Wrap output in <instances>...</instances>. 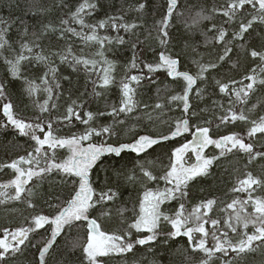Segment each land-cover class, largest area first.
I'll return each instance as SVG.
<instances>
[{"label": "snow or ice", "instance_id": "6c2138e0", "mask_svg": "<svg viewBox=\"0 0 264 264\" xmlns=\"http://www.w3.org/2000/svg\"><path fill=\"white\" fill-rule=\"evenodd\" d=\"M166 3L165 13L155 23L157 33L155 39L162 49L158 54V61L156 63L143 61L136 53L138 44L133 42L131 45L134 50L133 56L118 82L114 75L116 62L110 60L107 53L115 51L113 45H124L126 41L120 35L114 38L101 35L99 30L111 28L117 33L123 30L125 33L137 36L138 41L139 37L135 30L142 25L125 21L123 15H110L95 23L89 22L87 18L92 17L98 10L99 0H82L75 10L69 13L68 18H61L58 25L52 22L43 23L39 32H29L28 26H24L20 33L19 51L13 47L9 37L13 21L0 18V60L7 67L10 77L0 80V101H3L0 110L6 118L0 123V128L7 129L11 126L19 136L33 142L32 150L26 155L0 165V170L9 168L15 173L14 178L0 183V198H3L0 199V204L6 201L23 202L28 208L33 209L35 208L33 199L38 194L36 190L43 183H49L50 191L53 183L71 188L67 198L62 199L59 195L55 197L59 203L45 201L50 209L55 210L54 214H35L31 217L28 226L3 230L0 237V264H7L10 255L22 252L21 246L32 243V234L44 229L45 225L51 226L48 229L50 235L38 248V264H47L46 256L66 229L81 226H86V236L82 243L74 247L80 248L82 264H107L102 258L126 255L137 245L151 246L157 241L167 244L178 237H186L192 251L203 254L200 264H214L215 260H220V264H234V261L243 260L246 253L264 249V195H254L257 191L264 190V173L257 176L251 171H246L243 178L237 177V182L231 191L246 193L247 198H233L226 205V209H221L226 211L223 228L220 227L219 219H213L209 215L217 203L215 199L203 200L190 210L186 206L190 185L198 178L208 177L216 161L235 153L246 155L249 164L258 158L264 159V151H254L255 145L246 143V138L238 133L213 138L210 135L213 120L205 119L203 124L206 126L190 122L198 116V112L193 110L190 102V94L195 91L198 98H204V89L198 87L197 82H205L206 73L216 69L218 64L224 62L234 51L232 45L237 41H244L238 46L256 61V64L244 73L240 80L233 79L229 83L220 79L215 81L219 93L227 96L229 100L227 108L219 105L223 114L216 117L219 120L216 128L229 122L234 124L241 121L251 125L247 131V138H255L258 133L264 134V115L251 120L243 109L239 112L235 109L237 103L246 105L258 87L264 88V49L249 48L246 40V34L254 30V25H264V0H226L225 5L212 8L214 14L227 18L224 22L226 24L236 23L239 18L238 27L232 30L231 36L223 25L218 27L213 24L209 28V31H214L215 34L211 38L205 34L206 44L212 43L213 40L222 44L223 54L218 56L217 62L201 63L199 60H194L193 63L197 67L195 74L181 70L178 54L173 56L168 50L169 29L174 13H177L179 0H166ZM146 6L145 0L131 10L142 14ZM245 13L248 15L245 16ZM177 14L182 15V13ZM213 19V15H205L200 11L192 17L191 23H187L186 27L191 29ZM50 33L55 35L57 41H64V45L55 46L51 40L48 45H42L40 41ZM76 41L83 45L80 54L74 51ZM85 48L95 50L85 54ZM6 53H10L11 58ZM238 64L239 62L233 63L232 67L238 68ZM63 65H67L71 73L84 74L86 87L76 99H71L72 79L70 75L62 74ZM38 67H42L43 70L35 78L25 74ZM131 70H137L139 74L132 75ZM160 71H164L174 81H183L182 94H173L169 98V103H175L183 113L170 125L169 132L153 136L136 133L133 128L130 131L135 134L130 142L117 145L108 143L106 139L100 143L92 142L94 136L110 138L117 134L116 125L124 124L125 119L138 108L136 96L138 89L144 86L143 81L156 83L154 74ZM62 80L69 82L68 92L71 102L66 107L64 115L53 119L52 112L58 108L55 101L62 95ZM13 81L21 83L24 93L32 99L34 106L39 110V115L31 120L20 118L9 99L8 89ZM87 85L91 86L90 92ZM113 87L119 88V99L118 103L109 104L107 93ZM41 92L46 94L42 103L35 99ZM101 97L105 98L104 111L85 110L89 102L88 98ZM163 107L161 103L154 105L155 109ZM256 107L257 105H253L248 111L253 112ZM200 111H209V109ZM45 114H48L47 119ZM105 116L110 117L112 123L97 127L99 118ZM121 116L124 118L122 119ZM148 118L152 119L151 115ZM75 121L85 126L83 131L70 136H61L58 134V127L54 128V125L68 126ZM186 134L191 138L170 149L169 163L164 166L165 170L159 177L145 168L143 163L137 164L147 181H155L157 185L159 181H163L165 186L163 188L157 186L154 189L145 187L138 198V203L131 209L133 219L127 223V228L122 234L103 230L98 219L92 218V210L99 206L100 216H108L106 205L109 201H115L119 193L110 187L106 190L103 188L98 190L94 187L92 171L101 162V158L121 157L125 152L142 157L143 154L149 153L150 149L154 150L155 146L184 137ZM209 146L219 150L218 154L206 155L205 150ZM260 147L264 148V145ZM57 149H66L67 155L60 159ZM193 157L194 162H190ZM54 175L60 179L53 181L51 178ZM127 180L133 181L134 176L129 175ZM10 189L13 191L10 192ZM173 201L178 207L175 209L165 207ZM118 211L123 218L128 209L122 208ZM206 225L211 227L206 228ZM229 232L233 236H230ZM209 238L212 242L211 246H209ZM149 250H152L151 247ZM230 252L235 256L229 260L223 259L229 256ZM217 253L220 256H217Z\"/></svg>", "mask_w": 264, "mask_h": 264}, {"label": "trees", "instance_id": "16d2710c", "mask_svg": "<svg viewBox=\"0 0 264 264\" xmlns=\"http://www.w3.org/2000/svg\"><path fill=\"white\" fill-rule=\"evenodd\" d=\"M82 0H0V18L13 21L12 27L9 31V37L13 42V47L19 51L20 33H22L24 26H28L29 32H39L43 23L52 22L59 24L61 18H68L71 11L81 3ZM145 2V0H99V8L92 17H88V21L95 23L98 20L105 19L110 15H123L125 21L135 22L142 27L135 31L139 37L133 36L130 33H125L120 30L118 33L113 32L111 28L99 30L101 35H109L116 37L123 36L125 39L124 45H113L115 51L107 53L110 60L116 62V76L117 82L123 76L126 66L129 64L134 50L131 45L133 42L138 44L136 53L140 58L148 63H156L158 61V54L162 50L155 39L157 33L155 31V23L166 11V0H146L147 6L142 14L132 11L138 3ZM226 0H179L177 13H174L171 27L169 29L170 41L168 50L173 56H177L181 61V70L189 71L190 74H195L197 71L194 60H199L201 63L217 62L218 56L223 54V45L218 44L213 40L212 43L206 44L205 34L208 38L214 36V31L210 32L209 28L213 24L218 27L223 25L231 36L232 30L238 27L239 18L236 23L231 25L224 23L227 19L219 14H214L212 8H219L225 5ZM59 5V6H58ZM203 11L205 15H213L214 19L211 21H204L194 28H187L186 24L191 23L192 17L197 12ZM126 13V14H125ZM248 14L245 13V16ZM75 26V25H73ZM49 40L53 45L62 47L64 41H57L55 35L49 34L40 41L42 45H48ZM75 40V38H73ZM249 48H256V50L264 49V25H254V30H250L246 34ZM244 41H237L232 46L234 51L229 54L224 62H220L216 69L210 70L206 73L207 80L205 82L198 81L197 86L204 89V98L200 99L195 95V91L190 94V102L193 110L198 112V116L194 117L190 122L193 124L199 123L201 126L205 119L213 120L211 125L210 135L213 138L220 136L238 133L245 137L246 143H253L255 145L254 151H264L261 145H264V134L258 133L255 138H247V131L251 125L247 122L237 121L236 123L229 122L227 125H221L216 128L219 120L216 118L222 115L223 112L219 105L224 108L229 106L228 97L219 93L218 87L215 84L217 79L229 83L231 80H240L244 73L255 67L256 61L243 51L238 45ZM83 45L76 41L74 44V51L80 54V48ZM95 49L85 48V54ZM11 58L10 53H6ZM239 62L238 68H233V63ZM58 63V61H57ZM142 67V65H141ZM42 67L33 68L31 72H26L32 78L42 72ZM61 72L64 75H70L72 79V94L71 99H76L80 93L84 92L86 84L84 74L79 75L71 73V69L67 65L61 66ZM130 74H139L137 70H131ZM10 79L7 67L0 60V80ZM156 83L150 84L147 80L143 81V87L138 89L136 100L138 101V108L125 119L124 124L116 125V135L112 137H93L92 142L100 143L102 140H107L108 143L117 145L118 143L130 142L133 135L130 129L135 128L136 133L149 134L156 136L158 134H167L169 127L174 120L180 118L183 113L175 103H169V98L173 94H182L183 81H174L167 76L164 71L154 74ZM39 83V80H37ZM63 85L62 95L55 102L58 108L53 110L52 118L62 116L65 114L66 107L71 102L69 98L68 89L69 82L62 80ZM247 83V82H245ZM238 86V85H237ZM88 91H91V86L87 85ZM9 99L14 105V109L20 118L31 120L39 115V110L34 106L32 99H29L24 93L21 83L13 81L8 89ZM46 98V94L41 92L37 94L35 99L40 103ZM89 102L85 106V110L93 112L105 110V98L99 99L88 98ZM119 88L113 87L107 93V102L109 104L118 103ZM234 99V97H233ZM215 102V103H214ZM3 101H0L2 104ZM161 103L164 107L162 109H155L154 105ZM147 105L148 107H145ZM253 105H257L255 111L249 112ZM201 109H209V111H200ZM235 109L239 112L241 109L249 116L251 120L258 119L259 116L264 115V88H259L253 93L246 105L236 104ZM0 110V123H3L6 118ZM83 115V112H81ZM151 115L152 119H149ZM48 118V114H45ZM123 119L124 117L121 116ZM110 117H100L96 123L99 127L101 124H111ZM58 134L61 136H70L73 133H79L84 130L85 126L78 121L68 126H57ZM190 135L186 134L184 137H179L176 140L165 142L162 145L155 146L154 150L150 149L149 153L143 154L142 157H137L134 153H122L121 157L105 156L101 158V162L92 171V181L94 187L99 189L112 188L116 190L119 195L115 201H109L106 209L109 215L101 217L99 206L92 210V218H97L102 225V229L112 233L117 232L122 234L127 228V223L133 219L131 209L138 203V198L142 195L145 187L156 188L157 186L163 188L164 182L159 181V185L155 181H147L143 177L138 163H143L145 168H148L154 175L159 177L162 175L164 166L169 163L168 156L170 149L173 146H179L180 143L190 139ZM33 142L26 137L19 136L15 130L9 126L7 129L0 128V165L10 163L19 156L26 155L28 151L32 150ZM86 146V145H85ZM214 146H209L205 150L206 155L218 154ZM60 159L67 155L66 149H57ZM191 156V154H189ZM149 162H152L149 164ZM194 162V157L192 161ZM246 171H251L253 175L260 176L264 173V159L258 158L251 164L248 163V157L243 153L229 154L216 161L210 170V175L206 178H198L190 185L189 196L186 201V206L190 210L195 205L203 200L215 199L217 201L213 211L209 214L213 219L221 221L220 227L223 228V220L226 218V205L232 201L233 198L246 199V193H234L231 191L232 187L237 182V177L243 178ZM129 175L134 176L133 181H128ZM15 173L9 168L0 170V183H5L14 178ZM53 181L59 180L60 177L53 176ZM107 179V183H105ZM31 186V185H29ZM48 182L43 183L37 191V196L33 199L35 208L30 209L26 203L16 201H6L0 204V237H2L5 228L15 229L20 226H28L31 217L35 214H54L53 209L48 207L45 201L59 203L55 200L57 195L62 199L68 197L71 188ZM12 192L13 190H9ZM254 195H264V190H259ZM3 199V198H0ZM165 207L175 209L178 204L173 201L170 205ZM128 209L125 211L123 218L119 214V209ZM250 210V209H249ZM230 211V210H228ZM50 225H45L44 229L38 230L37 233L32 234V243L27 246H21L22 252L15 255H10L7 264H38V248L41 243L50 235L48 229ZM211 225H206L210 228ZM86 226L66 229L61 236L57 238V243L50 250L46 256L47 264H82L83 257L79 247H74L83 242L86 236ZM251 232V227L249 228ZM219 235V233H218ZM230 236H233L229 232ZM209 238V246H211ZM33 244L36 246L34 247ZM151 247L152 250H149ZM217 256H220L217 253ZM234 253H229V256L223 257L225 260L232 259ZM203 254L199 251L193 252L189 246L186 237H178L176 240L169 241L163 244L157 241L155 245H145L143 247L137 245L132 252L123 256L113 255L108 258H102L107 261V264H200ZM214 264H220V260H215ZM234 264H264V249H258L254 252H249L244 255L243 260L234 261Z\"/></svg>", "mask_w": 264, "mask_h": 264}, {"label": "rangeland", "instance_id": "374dc122", "mask_svg": "<svg viewBox=\"0 0 264 264\" xmlns=\"http://www.w3.org/2000/svg\"><path fill=\"white\" fill-rule=\"evenodd\" d=\"M2 112V111H1Z\"/></svg>", "mask_w": 264, "mask_h": 264}, {"label": "water", "instance_id": "95a60500", "mask_svg": "<svg viewBox=\"0 0 264 264\" xmlns=\"http://www.w3.org/2000/svg\"><path fill=\"white\" fill-rule=\"evenodd\" d=\"M3 113V112H2Z\"/></svg>", "mask_w": 264, "mask_h": 264}]
</instances>
